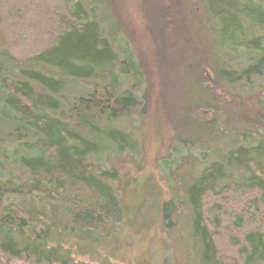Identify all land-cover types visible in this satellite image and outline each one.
<instances>
[{
    "label": "trees",
    "instance_id": "trees-1",
    "mask_svg": "<svg viewBox=\"0 0 264 264\" xmlns=\"http://www.w3.org/2000/svg\"><path fill=\"white\" fill-rule=\"evenodd\" d=\"M194 4L183 13L192 34L186 39L197 44L201 36L188 25L197 22V7L212 46L188 73L205 99L193 107L198 139L185 145L197 144L218 159L186 190L194 264H264V144L225 154L218 148L230 137L264 130V0ZM96 11L83 0H0V62L6 67L0 74V176L20 167L32 188L24 192L8 182L0 185V199L6 193L32 195L59 179L85 189L93 211L70 214L68 227L80 242L93 235L98 211L107 217L122 211L107 182L114 174L98 164L141 153L139 141L116 123L145 115L149 105L147 77L129 42L118 38L121 26L110 16L111 26L103 25ZM12 52H28L29 58L19 61ZM255 158L259 174L247 166ZM16 206L0 218V264H75L62 258L60 244L48 248L49 225L36 238L27 236L25 230L35 233L46 214ZM163 211L168 220L170 210Z\"/></svg>",
    "mask_w": 264,
    "mask_h": 264
},
{
    "label": "rangeland",
    "instance_id": "rangeland-1",
    "mask_svg": "<svg viewBox=\"0 0 264 264\" xmlns=\"http://www.w3.org/2000/svg\"><path fill=\"white\" fill-rule=\"evenodd\" d=\"M83 1L88 8L97 9L103 25L111 26L108 16L119 23L122 31L119 30L118 38L129 42L148 81L146 114L125 117L116 123L139 141L141 153L121 156L113 159L117 160L114 163L98 164L102 172L114 174L107 182L117 194L122 211L108 217L98 211L101 218L96 229L90 230L93 235L80 242L70 236V214L93 211L88 191L71 187L67 180L68 186L62 179L57 180L59 185L53 180L45 188L41 178L38 182L40 189L44 187L42 191L19 197L6 193L0 199V218L5 208L19 204L46 214L47 218L42 216L41 221L36 222L35 233L29 234L30 230H25L27 236L36 238L37 233L42 234L49 225L48 248H58L60 244L62 258L68 257L75 264H194L197 251L187 225L191 215L184 203L186 190L203 170L218 160L197 144L185 145L198 139L201 131L199 117L192 118V114L193 107L205 96L191 86L188 73L193 70L194 62L205 57L204 52L212 46L207 22L196 7L197 22L190 20L188 23L192 26L190 30L201 33L196 44L194 40L187 41L192 34L184 26L183 18L184 9L195 6L194 0H184V4L183 0ZM11 54L19 61L29 58L28 52ZM4 69L6 67L0 62V74L5 75ZM196 81L199 85L202 83L200 78ZM203 85L206 86L204 81ZM195 87L198 88L197 84ZM202 90L207 94L205 88ZM250 134V137L237 140L230 137L218 143V148L225 154L237 148L264 144V130ZM256 162L260 160L255 158L247 166L251 173L259 174ZM8 182L24 192L32 189L29 175L20 167L8 168L5 175L0 176V185ZM165 206L167 211L170 210L168 220L164 216ZM53 218H58L57 223ZM15 239L20 241L18 235ZM25 246L26 243H22V247Z\"/></svg>",
    "mask_w": 264,
    "mask_h": 264
}]
</instances>
